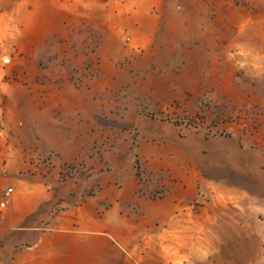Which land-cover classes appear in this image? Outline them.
<instances>
[{"label":"rangeland","instance_id":"1","mask_svg":"<svg viewBox=\"0 0 264 264\" xmlns=\"http://www.w3.org/2000/svg\"><path fill=\"white\" fill-rule=\"evenodd\" d=\"M68 3L54 34L31 25L0 39V202L8 176L33 177L59 195L52 211L134 219L138 198L178 181L158 160L182 159L168 150L185 136L264 126V0ZM131 229L144 255L172 240ZM12 234L0 264H12Z\"/></svg>","mask_w":264,"mask_h":264},{"label":"crops","instance_id":"2","mask_svg":"<svg viewBox=\"0 0 264 264\" xmlns=\"http://www.w3.org/2000/svg\"><path fill=\"white\" fill-rule=\"evenodd\" d=\"M68 4L0 0V39L21 36L31 25H42L43 37L54 34ZM169 151L182 159H159V168L178 181L167 183L162 198H138L134 219L113 206L101 218L85 204L52 211L59 195L45 182L8 176L12 192L0 213V235L13 233L12 264H134L129 256L153 264H264V126L188 135ZM132 226L167 231L172 240H154L144 255L146 242Z\"/></svg>","mask_w":264,"mask_h":264},{"label":"built area","instance_id":"3","mask_svg":"<svg viewBox=\"0 0 264 264\" xmlns=\"http://www.w3.org/2000/svg\"><path fill=\"white\" fill-rule=\"evenodd\" d=\"M11 192H12V189L11 188H9V189H7L5 191V193L3 195V198H2V201L0 202V206L6 207V205L9 202V198H10Z\"/></svg>","mask_w":264,"mask_h":264}]
</instances>
